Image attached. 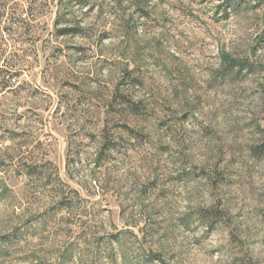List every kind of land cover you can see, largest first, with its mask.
Instances as JSON below:
<instances>
[{"label":"rangeland","instance_id":"rangeland-1","mask_svg":"<svg viewBox=\"0 0 264 264\" xmlns=\"http://www.w3.org/2000/svg\"><path fill=\"white\" fill-rule=\"evenodd\" d=\"M0 264H264V0H0Z\"/></svg>","mask_w":264,"mask_h":264}]
</instances>
